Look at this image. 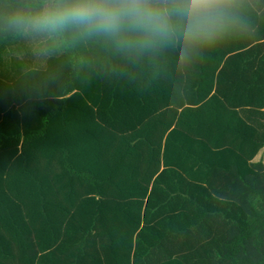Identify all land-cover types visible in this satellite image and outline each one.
<instances>
[{"label": "trees", "instance_id": "obj_1", "mask_svg": "<svg viewBox=\"0 0 264 264\" xmlns=\"http://www.w3.org/2000/svg\"><path fill=\"white\" fill-rule=\"evenodd\" d=\"M0 0V59L24 31ZM180 59L58 36L0 74V264H264V0Z\"/></svg>", "mask_w": 264, "mask_h": 264}, {"label": "clouds", "instance_id": "obj_2", "mask_svg": "<svg viewBox=\"0 0 264 264\" xmlns=\"http://www.w3.org/2000/svg\"><path fill=\"white\" fill-rule=\"evenodd\" d=\"M236 0H40L13 8L11 27L49 37L71 32L102 38L129 56L153 53L182 40L180 59L211 45L235 24Z\"/></svg>", "mask_w": 264, "mask_h": 264}, {"label": "rangeland", "instance_id": "obj_3", "mask_svg": "<svg viewBox=\"0 0 264 264\" xmlns=\"http://www.w3.org/2000/svg\"><path fill=\"white\" fill-rule=\"evenodd\" d=\"M64 44L58 36L25 32L15 47L6 48L0 59V74L13 80L30 69H45L51 56L60 54ZM259 160L264 162V150Z\"/></svg>", "mask_w": 264, "mask_h": 264}, {"label": "crops", "instance_id": "obj_4", "mask_svg": "<svg viewBox=\"0 0 264 264\" xmlns=\"http://www.w3.org/2000/svg\"><path fill=\"white\" fill-rule=\"evenodd\" d=\"M263 150H264V149H263ZM263 150L261 151L262 153H263ZM258 158H260V155H258V156L255 158L254 162H258V161H260Z\"/></svg>", "mask_w": 264, "mask_h": 264}]
</instances>
